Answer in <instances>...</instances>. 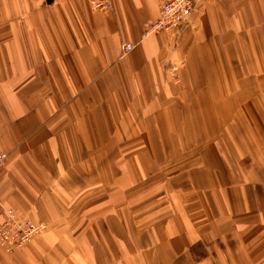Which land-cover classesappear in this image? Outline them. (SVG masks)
<instances>
[{
	"label": "crops",
	"instance_id": "crops-1",
	"mask_svg": "<svg viewBox=\"0 0 264 264\" xmlns=\"http://www.w3.org/2000/svg\"><path fill=\"white\" fill-rule=\"evenodd\" d=\"M111 6L0 0V264H264V0Z\"/></svg>",
	"mask_w": 264,
	"mask_h": 264
},
{
	"label": "built area",
	"instance_id": "built-area-1",
	"mask_svg": "<svg viewBox=\"0 0 264 264\" xmlns=\"http://www.w3.org/2000/svg\"><path fill=\"white\" fill-rule=\"evenodd\" d=\"M206 0H158L159 17L148 28L146 36L159 32L174 37L191 19L193 12ZM91 6L96 11L109 12L111 0H91ZM134 49L132 44H124L123 54ZM8 155L0 152V167L6 164ZM44 225H37L31 220L22 219L14 211H7V217L0 226V247L6 253L21 250L35 237L45 231Z\"/></svg>",
	"mask_w": 264,
	"mask_h": 264
},
{
	"label": "rangeland",
	"instance_id": "rangeland-1",
	"mask_svg": "<svg viewBox=\"0 0 264 264\" xmlns=\"http://www.w3.org/2000/svg\"><path fill=\"white\" fill-rule=\"evenodd\" d=\"M199 7V6H198ZM239 70L241 71L242 70V64H240V66H239ZM236 74H238L239 76L241 75V72L239 73V72H236ZM213 139H210V138H206V139H204V142H210V141H212ZM22 219H27L26 217L25 218H23L22 217ZM28 220H30V219H28ZM32 221V220H31ZM33 223H35V224H37V225H41V224H38V223H36V222H34V221H32ZM46 230V229H45ZM45 232V231H44ZM43 232V233H44ZM42 233V234H43ZM41 234V235H42ZM41 235H39V236H37V237H35L30 243H28L26 246H28L29 244H31L32 242H34L38 237H40ZM25 246V247H26ZM25 247H23L22 249H24ZM21 249V250H22ZM21 250H18V251H21ZM18 251H16V252H18ZM16 252H14V253H16ZM14 253H7V254H9V255H11V254H14Z\"/></svg>",
	"mask_w": 264,
	"mask_h": 264
}]
</instances>
